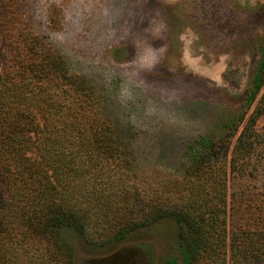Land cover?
<instances>
[{
	"label": "rangeland",
	"instance_id": "1",
	"mask_svg": "<svg viewBox=\"0 0 264 264\" xmlns=\"http://www.w3.org/2000/svg\"><path fill=\"white\" fill-rule=\"evenodd\" d=\"M9 7L17 21L19 38H36V44L44 50L43 54L38 50V57L31 58L27 69L16 74V84L21 85L18 91L46 89L53 96L49 106L45 97H40L39 109L49 108L51 112L46 124L41 120L36 134L7 124L20 117L9 116L3 122L8 126H3L1 135L3 150L7 154L12 147H19L23 154L9 176L7 208L0 212L4 226L0 248H7L14 264H47L42 259L55 252L23 220L43 182L57 177L41 158L51 155L46 146L53 141L64 146L62 159L70 165L63 168L64 176L68 180L76 176L74 183L86 180L80 186L86 185L83 191L87 199L95 202L92 211L96 225L90 227V232L98 243L87 242L73 230H63L72 249L73 264H185L186 254L175 240L177 224L167 213L173 206L170 199L182 189L181 181L193 156L204 150L202 138L223 136L231 140L226 152L227 243L236 228H257L264 235V110L254 119L251 115L263 98L264 82L255 99L250 100L264 43V0H147L145 12L156 13V23L163 21L166 25L163 40L153 41L155 47L166 45V52L155 73L147 78H179L192 86L196 95L188 113L196 124L188 135L161 136L146 152L131 148L136 133L119 123L114 104L105 94L88 80L70 75L64 60L41 37L31 34L22 21V0H14ZM146 26L147 18L142 23L137 19L135 30L142 31ZM3 45L10 59L5 68L11 71L18 44L8 41ZM42 55L45 58L41 59ZM133 55L131 43L121 45L116 52L120 59H131ZM44 62L48 70L42 78H35L39 84L35 90L31 74ZM260 105L264 108V99ZM106 126L115 142L113 147L109 136L98 132ZM242 130L243 142L249 138L252 143L250 155L244 156L241 151L233 156V146ZM107 147H111L116 160H110V152H102ZM190 187L185 186L187 190ZM145 213L155 218L151 224L131 231L121 240L113 237L119 226L142 221ZM230 263L227 259L226 264Z\"/></svg>",
	"mask_w": 264,
	"mask_h": 264
},
{
	"label": "trees",
	"instance_id": "2",
	"mask_svg": "<svg viewBox=\"0 0 264 264\" xmlns=\"http://www.w3.org/2000/svg\"><path fill=\"white\" fill-rule=\"evenodd\" d=\"M13 2L14 0H0V140L4 131L5 124L3 122L7 121L6 117L9 116L11 118L20 117V119L7 123L8 125L19 130H32L36 134L41 120L43 124H46L51 112L49 108L47 110L39 109L37 105L41 100L40 97H45L48 106L53 97H51V91L46 89L38 91L39 84L38 81L35 82V78H42V74L47 72L46 62L40 66V69L35 70L34 74H31L30 80L33 83V88L37 91H18L21 85L16 84V74L19 70L27 69L26 66L33 61L31 58L38 57L36 54H39L37 53L39 51H42L43 54L44 50L36 44V38H27V40L26 37L19 38L17 21L13 20L9 7ZM8 41L18 44L13 56L15 62L12 67H9L11 71H8V67L5 68V62L10 59L7 57L8 54L3 43ZM43 58L45 57L42 55L41 59ZM263 82L264 43L250 92V100L255 99ZM261 98L264 99V92ZM262 99L258 101L259 104L257 103L252 111L253 119L263 113V105H260ZM55 110H59L58 106H55ZM234 126L236 127V125ZM235 127H233L232 133L236 131ZM244 130L241 131L233 146V156L241 151L244 156L250 155L252 143L249 138L243 142ZM98 132L101 133V136H109L111 146L115 145L108 134L107 126L102 132ZM230 142L229 138L224 139L223 136L216 139L214 137L202 138L203 152H197L193 156L187 173L183 175L180 193L177 197L175 195L174 199H170L173 206L169 209L167 216L172 217L177 224L175 240L186 254L185 264H226L227 259H230V264H264L262 230L236 228L231 231L227 243L228 159L226 152ZM238 145L242 147L240 148ZM63 147L58 141H53L46 146V152L51 155L48 157L41 155V158L53 169L57 177L48 183L43 182L44 187L40 188L34 205L30 211L23 215L26 227L49 243L55 251L51 257L46 256L42 259L47 264H73L72 249L63 236L64 229L75 231L89 243L99 242L92 239L90 232V227L96 225L95 215L92 211L95 202H90L87 199V194L83 191L86 185L80 186L86 180L74 183L76 176L71 175L69 180L64 176L63 168L70 165H66L62 159ZM39 148L41 151L43 150L42 147L39 146ZM12 152L9 151L6 154L0 141V212L7 208L8 196L6 192L9 176L18 167V162L23 160V154L19 147H12ZM102 152H110V160H116L111 147L103 149ZM189 185L191 187L187 190L185 186ZM18 206L16 205L17 208ZM2 216L0 217V233L4 230ZM154 220L155 218L150 215L146 217L145 213L142 221L119 226L113 233V237L121 240L131 231L151 224ZM0 264H14L12 254L8 253L5 247L0 248Z\"/></svg>",
	"mask_w": 264,
	"mask_h": 264
},
{
	"label": "clouds",
	"instance_id": "3",
	"mask_svg": "<svg viewBox=\"0 0 264 264\" xmlns=\"http://www.w3.org/2000/svg\"><path fill=\"white\" fill-rule=\"evenodd\" d=\"M175 3V0H162ZM147 0H22V21L65 62L70 75L88 80L114 104L122 126L136 133L131 148L146 152L161 136L179 138L193 130L188 113L195 98L192 86L175 78L149 80L166 52V25L146 13ZM58 14V15H56ZM55 16V19H54ZM147 26L135 30L137 19ZM131 43L134 55L120 59L116 52Z\"/></svg>",
	"mask_w": 264,
	"mask_h": 264
}]
</instances>
